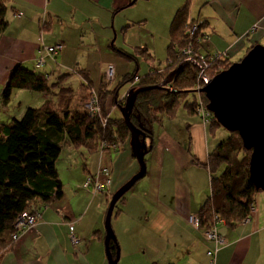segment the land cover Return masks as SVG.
Listing matches in <instances>:
<instances>
[{
	"label": "crops",
	"instance_id": "obj_1",
	"mask_svg": "<svg viewBox=\"0 0 264 264\" xmlns=\"http://www.w3.org/2000/svg\"><path fill=\"white\" fill-rule=\"evenodd\" d=\"M194 1L188 16L205 25L204 32L209 34L206 53L230 52L231 61H237L254 45L264 46V0ZM133 4L132 0H11L8 27L0 34V95L17 65L35 69L43 46L62 45L55 58L46 57L42 73L50 79L66 69L75 72L101 65L105 57L112 56L107 45L114 35L134 27L122 17L117 24L118 16ZM184 4L179 1L173 6L172 17ZM84 38L93 40L98 50L82 63L79 50ZM135 48L143 46H132L129 41L126 52L131 54ZM89 82L98 90L99 86ZM129 88L127 85L121 89L119 100ZM112 105L107 104V113L110 118H118V110ZM7 112L0 109V122L9 119ZM182 114L188 116L182 109L180 125L172 127L170 121L156 128L154 146L145 155L146 174L112 212L116 264H209L208 251L215 252V264H264V192L257 195L247 222L221 227L226 241L221 247L205 239L206 229H194L189 223V217L198 216L210 195V176L201 165L229 135L220 138L219 128L203 123L201 117L188 116L191 123L186 124ZM19 115L10 117L19 119ZM79 159L89 161L81 172L76 167ZM60 162L68 172L65 176L60 172ZM103 169L109 171L110 187L103 194L84 189L88 178H103ZM57 171L61 197L47 205L38 200L30 203L31 210L40 212L41 220L17 241L0 243V264H109L105 246L109 203L113 194L139 171L129 142L118 151L99 149L94 153L82 147H64ZM71 224L79 239L77 245L70 240Z\"/></svg>",
	"mask_w": 264,
	"mask_h": 264
},
{
	"label": "trees",
	"instance_id": "obj_2",
	"mask_svg": "<svg viewBox=\"0 0 264 264\" xmlns=\"http://www.w3.org/2000/svg\"><path fill=\"white\" fill-rule=\"evenodd\" d=\"M191 1L186 0L184 6L173 16L167 64L160 73L151 70L143 77H138L136 70L125 75L121 84L113 91L107 85L104 88V82L101 83L94 95L87 74L77 69L75 73L88 82L85 102L82 100L83 95L79 97V101H75L72 90L63 86V80L69 74L59 76L56 82L51 83L49 75L21 65L12 70L1 94L4 103L8 102L14 90L40 93L47 99L40 108H26L20 119H12L9 123L0 122V243H6L7 240L14 242V223L22 212H38L31 210V202L38 200L47 205L61 197L62 184L57 161L64 147H82L94 153L99 149L118 151L129 142L130 132L122 115L110 118L106 109L111 100L118 109L122 107L123 99L119 100V93L125 86L128 85L129 90L158 87L139 92L130 114L133 126L145 134L147 153L154 146L153 128L162 124L164 119H174L179 109H183L188 116H200L201 104L206 109L205 95L201 93L202 100L200 93H197V88L204 83V80L199 79L201 71L204 78L211 79L223 70V65H226L224 70L231 65V61L205 52L204 46L208 42L203 41V37H206L204 23L193 35L190 34L189 29L197 24L189 20ZM10 2L11 0H0V34L8 27L7 12ZM117 53L136 63L138 55L152 60L147 49L135 48L131 54L122 51ZM200 57L204 59L201 60ZM45 65L46 59L39 69ZM189 94H196L198 98L185 103L184 98ZM51 97H55V102ZM94 98L99 107L96 115L89 114L87 110H79L81 107L86 109L89 100ZM74 101L77 106L72 109ZM211 117V127L221 128ZM104 119L107 123L105 126ZM228 135L201 165L210 176V195L197 217L200 226L207 230L217 227L219 220L225 222V228H232L249 220L255 209L256 197L261 193L249 180L250 152L243 148L236 133ZM113 145H119L120 148L112 150ZM123 198L124 196L120 200ZM218 227L220 230L222 226ZM109 248L115 257L116 243L110 241Z\"/></svg>",
	"mask_w": 264,
	"mask_h": 264
},
{
	"label": "rangeland",
	"instance_id": "obj_3",
	"mask_svg": "<svg viewBox=\"0 0 264 264\" xmlns=\"http://www.w3.org/2000/svg\"><path fill=\"white\" fill-rule=\"evenodd\" d=\"M132 1L134 2V4L131 5L129 8L125 9L121 13V16H118V23L117 24H119V19L122 17V19H127L131 23H134L135 25H133L134 27L127 29L126 32L123 34L117 33V35H114L112 40L109 41V44L107 45V47L109 49V53H112V56L111 57H105V60L101 65L94 64L92 66V68H89V69L85 68V70L80 69L87 74L88 80L91 81L95 86H99L98 84L101 81H103L104 82V84H103L104 88H105V85H107L109 90L113 91L121 84V82L124 79V76L127 74H132L133 72H135L137 70L138 77H143L144 75L148 74L149 71H151V70H157L160 73V71L166 67V64H167V47H168L169 42H170V33H169L170 32V25H171V22L173 19V17H172L173 6L175 4H177L179 1L185 2L186 0H136V2L134 0H132ZM191 2L194 3L195 1L192 0ZM189 30H191V28ZM254 31H255V28L252 29V32H254ZM205 36L209 38V34L206 33ZM88 39L89 38L83 39L84 42L81 44V49L79 50V53L82 55V57H80L79 59H80V61H82V63L85 61V59L87 57L95 56L97 53V50H98L94 41L93 40L89 41ZM129 41H130V45H132V46H137V47L143 46L142 49H147L149 54L152 57V60L144 58L142 55H138L136 57L137 58V63H136L134 61L127 60L126 58L119 55L117 53V51L126 52V48L128 46ZM205 41L209 42V40H207V39ZM133 44H137V45H133ZM111 45H112V47L110 48ZM204 47H206V46H204ZM87 51L89 52V54L85 55L87 53ZM127 51H129V50H127ZM215 54L216 53H212L211 55H215ZM217 55H219L222 58H228L231 61V59L229 58L230 52L217 53ZM243 57H241L237 61H231V65L233 63L239 62ZM93 59H95V58H93ZM203 59L204 58L202 57V60ZM233 60H236V59H233ZM94 63H95V61H94ZM231 65H229L226 69H228ZM80 67L82 68V66H80ZM225 67H226V65H223L221 67L223 69L222 71H224ZM44 69L45 68L34 69V70L37 73H42L44 71ZM109 69H111L112 73L109 72ZM72 70L73 69H66L63 71H59V74H60V76L69 74L67 77L64 78L62 84H63V86L69 87L73 92V95L75 97V101H79V97L81 95H83V97L84 96L86 97V95L88 94V89L86 90V86H87L88 82L85 79H83L78 73H75ZM59 74L56 73L53 76H51L52 78L50 79V82L51 83L56 82V79L58 78ZM211 79L204 78V80H207V81H209ZM204 86H205V83H203L201 86H199V88H197V93ZM91 89H92V93L94 95L98 91V90L94 89L93 87ZM126 96H127V94L124 96V98L122 100V106L125 103L124 99L126 98ZM85 97L82 98V100L84 102L86 100ZM199 97L203 100V96L201 93H200ZM117 98H118V94H117ZM197 98H198V95L196 96V94L195 95L189 94L188 96H186L184 98V102L185 103H191V102H193L194 99H197ZM200 98H199V101L202 103L203 101ZM41 99H43V101ZM45 99H47L46 96H45ZM50 99L53 100V102H55V100H54L55 97H51ZM41 101H42V103H41ZM45 101L46 100H44L43 94L24 91V90H14L11 93V96H10L7 103H4V100H3V98H1V95H0V109L4 108L6 112L8 111L7 113L9 115H7V118H9V119H7V121H5V123H9L11 121L12 117H15L16 114H18V115L20 114V110H22L21 108L24 105L29 104L28 106H30V108H40L44 104ZM90 102L91 101L89 100L88 103H90ZM108 104L109 105L113 104L112 106H114V101L111 100V101H109ZM76 106H77V102H75L72 105V109H75ZM204 106L205 105L201 104V107L199 110H204L205 109ZM26 107L27 106H25L24 108L26 109ZM95 108L99 109L97 103H96ZM115 108H116V111L118 110L119 116H121L120 109H118L117 107H115ZM77 109H79V108H77ZM24 110H23V113H24ZM79 110H81L83 112L86 111V109L84 107H81V109H79ZM23 113H21V114H23ZM181 113H182V109H179L177 111L176 116H175V118L176 117L177 118L176 119L174 118L175 120L174 119H172V120L164 119L163 122H170L171 121V122H173V124H168L171 126L172 125L173 126L180 125L181 122H183L180 120ZM10 114L12 117H10ZM196 116L199 117V119L201 117L200 120H202L203 123H205L207 125H211L210 124L211 122L206 123V121L203 119V116L201 115V113H200V116L199 115H196ZM21 117H22V115H19L18 118L20 119ZM186 117H188V116L183 115L184 121L187 122L186 124H190L191 123L190 118L189 117L186 118ZM163 122L160 125H156L153 128L154 129L153 131H155L157 127H158L157 129H159L160 126L162 127ZM106 124L107 123L105 122V119H104L103 125L105 126ZM219 131L221 132L220 138H226L229 134L223 128H219ZM63 158H61L62 161H63ZM87 160L81 159L80 161H77L76 167L78 166L77 167L79 169L78 171L81 172L82 167L84 165H85V167L89 165V161H87ZM193 161H195V160H193ZM61 162L58 163V165L60 164L59 165L60 166V172L63 173L65 176V175H67L68 172L65 171L64 168L62 169Z\"/></svg>",
	"mask_w": 264,
	"mask_h": 264
},
{
	"label": "water",
	"instance_id": "obj_4",
	"mask_svg": "<svg viewBox=\"0 0 264 264\" xmlns=\"http://www.w3.org/2000/svg\"><path fill=\"white\" fill-rule=\"evenodd\" d=\"M153 88L158 87L130 90L120 108L130 132L129 147L139 171L113 194L109 203L105 218V246L109 264H116L118 259V254L113 257L109 248L110 241L115 242L110 225L112 212L117 202L146 172V137L133 126L130 114L138 93ZM198 92L205 95L206 109L218 125L228 133H236L243 148L250 152L249 180L257 190L264 192V46L256 44L251 47L239 62L207 81Z\"/></svg>",
	"mask_w": 264,
	"mask_h": 264
},
{
	"label": "built area",
	"instance_id": "obj_5",
	"mask_svg": "<svg viewBox=\"0 0 264 264\" xmlns=\"http://www.w3.org/2000/svg\"><path fill=\"white\" fill-rule=\"evenodd\" d=\"M196 27H192L190 30V34L193 35L196 32ZM209 40L208 37H204L203 41L205 40ZM62 49V46L60 44L54 45V46H43L42 48L39 49L38 53V58L35 61V69H39L41 68L44 64H45V59L46 57H52L57 55ZM216 56L219 57V55L215 54ZM200 59L202 60V57H200ZM109 72L112 73L111 69H109ZM203 75V71H201L200 75H199V79L204 80ZM207 80H204V83L206 84ZM96 103L97 100L96 98L92 99L90 103H88L85 107L86 110L89 112V114L91 115H96L99 112V109L95 108L96 107ZM199 113H201V115L203 116V119L206 121V123H210L212 121V115L206 110H199ZM107 148V147H104ZM118 148H120L119 145H113L111 147L112 150H117ZM101 175L103 176L102 179H99L98 177H96L95 179L92 178H88L84 184H83V188L84 189H89L92 188L93 193H97V194H103L104 191L110 187L111 185V179L109 176V171L106 169H103L101 171ZM254 211V209H253ZM252 211V212H253ZM41 220V214L40 212H34V213H30L29 211H24L22 212L16 219L15 223H14V234L12 236V240L13 241H17L22 234H24L27 230H30L34 227H36L37 223ZM189 223L192 225V227L194 229H200V222L197 216H190L188 219ZM248 220H245L244 222H247ZM219 224L218 226H223L225 224L224 221L219 220L218 221ZM213 227L210 229H206V231L204 232V236L205 239L208 242L214 243L217 246H223L225 244V238L223 237V235L221 234L219 227ZM69 229H70V240L71 243L73 245H77L79 243V239L75 236L74 234V227L73 225H69ZM214 251H208L207 255L210 258V262L209 264H215V260H214Z\"/></svg>",
	"mask_w": 264,
	"mask_h": 264
},
{
	"label": "bare ground",
	"instance_id": "obj_6",
	"mask_svg": "<svg viewBox=\"0 0 264 264\" xmlns=\"http://www.w3.org/2000/svg\"><path fill=\"white\" fill-rule=\"evenodd\" d=\"M201 25H202V23L197 22V24L195 25L196 29L198 30Z\"/></svg>",
	"mask_w": 264,
	"mask_h": 264
}]
</instances>
